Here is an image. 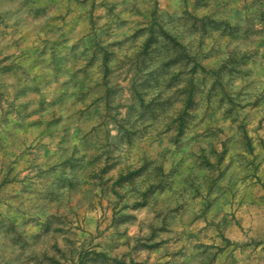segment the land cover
Listing matches in <instances>:
<instances>
[{
	"label": "clouds",
	"instance_id": "9594fccd",
	"mask_svg": "<svg viewBox=\"0 0 264 264\" xmlns=\"http://www.w3.org/2000/svg\"><path fill=\"white\" fill-rule=\"evenodd\" d=\"M0 264H264V0H0Z\"/></svg>",
	"mask_w": 264,
	"mask_h": 264
}]
</instances>
